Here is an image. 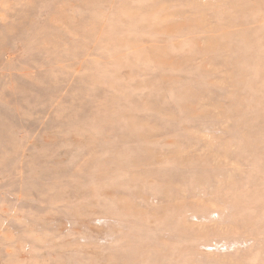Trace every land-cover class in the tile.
I'll list each match as a JSON object with an SVG mask.
<instances>
[{"label": "rangeland", "instance_id": "rangeland-1", "mask_svg": "<svg viewBox=\"0 0 264 264\" xmlns=\"http://www.w3.org/2000/svg\"><path fill=\"white\" fill-rule=\"evenodd\" d=\"M0 264H264V0H0Z\"/></svg>", "mask_w": 264, "mask_h": 264}]
</instances>
